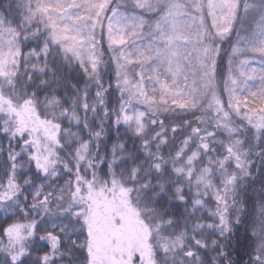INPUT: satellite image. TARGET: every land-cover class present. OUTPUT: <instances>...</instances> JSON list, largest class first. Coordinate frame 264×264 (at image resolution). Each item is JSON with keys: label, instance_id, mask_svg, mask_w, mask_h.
Returning <instances> with one entry per match:
<instances>
[{"label": "snow or ice", "instance_id": "6c2138e0", "mask_svg": "<svg viewBox=\"0 0 264 264\" xmlns=\"http://www.w3.org/2000/svg\"><path fill=\"white\" fill-rule=\"evenodd\" d=\"M119 125L135 148L105 150ZM262 165L264 0L0 3V264H233L246 190L247 264H264Z\"/></svg>", "mask_w": 264, "mask_h": 264}, {"label": "trees", "instance_id": "16d2710c", "mask_svg": "<svg viewBox=\"0 0 264 264\" xmlns=\"http://www.w3.org/2000/svg\"><path fill=\"white\" fill-rule=\"evenodd\" d=\"M0 3H3V0H0ZM250 3L259 4L261 3V0H250ZM253 18H254V14H250L248 17H244L242 14L241 19L238 20L237 25L234 28L232 37L224 41L223 48L225 51L222 52L221 59L219 61V66L221 70H223V68L226 66L227 51L230 49L232 43L235 42L237 32H239L241 37L250 35V30L253 27ZM14 22H19V18L15 17ZM60 60H61L60 57L52 58V63L54 68L58 66ZM103 78L105 81H111L114 78V74L111 71V69L105 70V72L103 73ZM69 81H71L72 83H78L82 85V79L80 75H77V73L75 72L64 73L61 86L58 89L60 94L63 95L64 93H67L69 96L74 94V89L72 88L71 83H69ZM90 91L94 92V87L93 89H90ZM65 99L67 100V97H65ZM118 103H119L118 92H116L113 89H110L109 94L107 96V104L111 107L117 105ZM65 124L67 126V122H65ZM91 124L93 126H98L96 117L91 118ZM117 134H119V137L121 139L127 141L130 147L135 148V145L132 142L136 138L132 135L130 131L127 130V127L125 125H119L108 129L106 136L103 138L105 150H107V147L117 138ZM82 135H87V130H84L82 132ZM134 155L136 158L143 159L142 152L137 151L134 153ZM262 167H264V165H262ZM245 196L248 199L247 215L243 218V223L235 225L234 232L232 234L233 238L228 242V247L230 249L229 255L232 258L233 264H244L245 261H249L251 254V244L249 243L250 233L248 231V228L252 221L254 204L247 190L245 191ZM171 210L173 214L177 216H180L183 213V207L180 204V202H172ZM4 219H6V214L0 212V222H3ZM45 226H47L46 223L41 224L42 228ZM203 253L204 255L202 259L208 258L207 250H203Z\"/></svg>", "mask_w": 264, "mask_h": 264}, {"label": "clouds", "instance_id": "9594fccd", "mask_svg": "<svg viewBox=\"0 0 264 264\" xmlns=\"http://www.w3.org/2000/svg\"><path fill=\"white\" fill-rule=\"evenodd\" d=\"M244 264H247V261H245Z\"/></svg>", "mask_w": 264, "mask_h": 264}]
</instances>
